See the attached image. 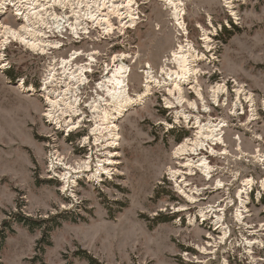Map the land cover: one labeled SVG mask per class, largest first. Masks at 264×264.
Segmentation results:
<instances>
[{
    "label": "rangeland",
    "instance_id": "rangeland-1",
    "mask_svg": "<svg viewBox=\"0 0 264 264\" xmlns=\"http://www.w3.org/2000/svg\"><path fill=\"white\" fill-rule=\"evenodd\" d=\"M181 1L186 35L165 0H137L141 23L125 36L119 31L103 36L93 29L91 39L68 33L64 36L69 40L52 37L64 44L52 52L53 58L99 52L97 67L88 75L91 91L103 80L102 68H112L117 54L129 56L125 63L131 68L133 96L144 89L146 63L161 83L166 78L163 67L177 70L166 61L186 40L200 58L205 56L197 62V77L209 111H203L190 85L184 96L197 101L198 112L188 103L168 108L166 100H176L167 86H153L144 105L130 108L119 120L117 147L102 150L103 143L96 149L94 138L84 143L94 127L90 109L84 106L86 121L73 133L64 130L70 129L67 125L58 130L48 122L45 97L29 93L40 91L52 59L16 43L6 48L1 64L8 68L0 70V264H264V0H233L231 7L226 0ZM18 80L24 81L21 89ZM216 84L227 88L219 103L210 92ZM88 87L82 92L89 102L96 97ZM236 90L254 99V112L244 95L242 107L234 109ZM181 110L203 123L225 122V143L213 147L219 153L227 150L226 155L203 150L186 157H205L214 169L210 180L199 172L187 176L188 189H199L196 202H189L168 175L169 169L180 170L185 162V157L174 158L175 148L198 131L194 117L189 122L176 119ZM95 152L106 153L99 159L114 162L112 176L101 174L103 179L97 180L91 174L79 175L77 185L65 192L64 170L57 167L61 163L52 167L59 176L51 170L53 155L66 158V167L78 168L76 164L91 154L94 166ZM113 152L115 157H108ZM245 180L252 183L246 187ZM242 189L248 194H243L245 205L240 206ZM210 206L214 212H207ZM218 218H223L219 226Z\"/></svg>",
    "mask_w": 264,
    "mask_h": 264
},
{
    "label": "bare ground",
    "instance_id": "bare-ground-1",
    "mask_svg": "<svg viewBox=\"0 0 264 264\" xmlns=\"http://www.w3.org/2000/svg\"><path fill=\"white\" fill-rule=\"evenodd\" d=\"M232 1L226 0V4L231 7ZM11 3L16 7V15L20 14V19L22 17L25 19L19 26L0 20V41H2L1 46L3 50L4 48L6 50L8 44L16 43L24 47V50L36 56L52 59V63L48 64L45 72L46 78L43 81L42 89L38 92L33 86V88L29 87L31 90L35 89V92L29 94L30 96H44L48 107L45 113L48 122L52 123V125L55 123L58 126L55 125L57 129L67 125L71 130H64L68 133H73L83 126L86 121V114L83 112L82 107L89 108L92 114L90 121L94 122V127L90 130L89 137L84 139L86 145L91 138H94L93 147L102 146L103 143V146L99 147L102 150H105L109 146L117 147L121 139L120 128L118 126L119 120L124 117L130 108L144 105L152 94L153 86L158 88L167 86L168 95L176 100V103L166 100L168 108L173 109L175 105L183 107L185 103H188L194 112H198L200 109L197 101L189 102L184 96L185 87L190 85L197 99L202 103L203 111H209L197 77V62L205 56L200 58L199 52L195 50L192 43L188 40H186L185 45H179L171 53V59L166 61L167 66L168 64H174L177 70H169L163 67L162 74L166 75V81L164 80L163 83L155 78L150 63H146L145 70L143 71L145 74L144 89L134 96L129 92V72H131V68L125 63V60L129 59V56L124 53L115 55V58L112 60V68L111 65L106 64L102 68L103 80L97 84L93 91H89L90 94H94L96 97L90 99L91 101L89 102L83 99L82 91L91 83L88 75L92 74L95 69L99 52L92 49L89 53L85 50L81 52L76 51L66 59L52 57V52L60 51L64 46L62 40H53L56 38L52 37L65 38V31H70L71 35L77 39H82V36H87L88 39H91L93 37V29H100L103 36L113 37L117 34V31H119L120 36H125L129 30H133L141 23L137 0H11ZM165 4L173 11L176 26L186 35L187 29L183 19V2L181 0H165ZM43 26H47L48 31L40 28ZM65 39L69 40V38ZM203 41H205L206 48L209 49V36L204 34ZM3 57V53H0V61L3 60ZM83 57H86V63L80 62ZM21 86H25L23 80L19 82L20 89ZM210 92L212 93V100L215 103H219L220 96L226 94L227 88L225 84H216L211 88ZM243 95L244 91L236 90L234 109L238 106L242 107L241 96ZM244 96V100L251 103L252 112H254V99L246 97V95ZM225 100L227 101V105L228 98ZM253 115L256 114L253 113ZM192 117L194 116L187 115L184 110L176 112V119H183L189 122ZM194 118L196 121L194 125L198 130L196 135L194 138L186 139L182 144L178 145L173 153L174 158L177 160L184 159L185 157V162L180 164V168L185 171L182 169L173 170L171 168L168 172V175L175 181L178 191L189 202H196L195 194L199 192V189H188L190 183L187 182V176H193L199 172L207 180H210L214 169L205 157L199 158L197 161L186 157L188 155L198 156L203 150H209L210 154H227V150L219 153L213 147L220 144L224 145L225 143L222 133V127L225 126V122L221 120L216 124V120L211 119L207 123H203L200 117L195 116ZM97 147L96 149H98ZM93 155L87 157L81 164H76L78 168L69 165L66 167V158L53 155L50 163L51 170L52 172L57 171L58 168L64 170L61 179L64 183L63 190L65 192L68 190L72 191V188L77 185L76 179L79 175L80 177H88L91 174V179L97 180H102L103 176H107L108 178L112 176L110 166L114 165V162L111 159H107L106 161L95 159L96 164L93 166ZM108 157H115L114 152L110 153ZM106 164L108 165L106 166ZM55 166L58 168L53 170L52 167ZM54 174L60 175L55 172ZM101 174L104 175L101 176ZM250 183H252V180L244 181L245 186H249ZM218 185L222 186L221 182H218ZM243 194H248L247 189H242L238 193L240 206L245 205V201L242 198ZM215 209L210 206L206 210L207 212H214ZM200 214L202 217H205L206 212L200 210ZM236 216L238 221H241L242 213L240 214L239 212L238 215L236 213ZM222 219L218 218V226L222 222ZM226 236L227 232L224 231V238Z\"/></svg>",
    "mask_w": 264,
    "mask_h": 264
},
{
    "label": "built area",
    "instance_id": "built-area-1",
    "mask_svg": "<svg viewBox=\"0 0 264 264\" xmlns=\"http://www.w3.org/2000/svg\"><path fill=\"white\" fill-rule=\"evenodd\" d=\"M16 12H17L16 11V7L11 3V0H0V20L1 21L3 20L4 22H7L8 21L7 17L9 15H11L12 16V20L8 21L7 23H11L12 25L19 26L21 23L24 22L25 18L22 17V19H20V14L16 15ZM40 28L43 29V30L46 29L48 31L47 26H43V27H40ZM66 33H68L71 37L73 36V35H71L70 31H68V32L65 31L64 34H66ZM73 37L76 38L75 36H73ZM59 38L65 39L66 37L65 38L59 37ZM1 45H2V41H0V53L6 52L5 48L3 50V47ZM8 46H9V44L7 45V47ZM2 65L3 64H1V61H0V66H2ZM3 66L4 67H2V68L0 67V70H2L3 68H4V70H7L8 67L6 65H3ZM45 72H46V70L44 69V73ZM43 81H44V79L41 80V85H43ZM17 82H19V80ZM40 89H42V86H41Z\"/></svg>",
    "mask_w": 264,
    "mask_h": 264
},
{
    "label": "flooded vegetation",
    "instance_id": "flooded-vegetation-1",
    "mask_svg": "<svg viewBox=\"0 0 264 264\" xmlns=\"http://www.w3.org/2000/svg\"><path fill=\"white\" fill-rule=\"evenodd\" d=\"M82 59L85 61V60H86V57H83ZM82 59H81V60H82ZM80 62H81V61H80ZM82 63H83V62H82ZM97 63H98V60H97V62H96L95 68L97 67ZM94 70H95V69H94ZM97 74H99V73L97 72ZM97 77H98V76H96L95 81L98 80ZM93 83H95L94 80H93ZM90 87H91V86H90ZM90 87H89V88H90ZM90 91H91V88H90ZM96 153H97V152H95V155H96L95 158H96V160H99L100 157H104V155H100L99 153H97V154H96ZM91 155H92V154H91Z\"/></svg>",
    "mask_w": 264,
    "mask_h": 264
},
{
    "label": "trees",
    "instance_id": "trees-1",
    "mask_svg": "<svg viewBox=\"0 0 264 264\" xmlns=\"http://www.w3.org/2000/svg\"><path fill=\"white\" fill-rule=\"evenodd\" d=\"M22 220H24V218H22ZM22 220H21V221H22ZM24 221H28V220L25 219ZM0 249H1V245H0ZM88 258H89V257H88ZM89 260L91 261V258H89ZM91 262H93V261H91Z\"/></svg>",
    "mask_w": 264,
    "mask_h": 264
}]
</instances>
